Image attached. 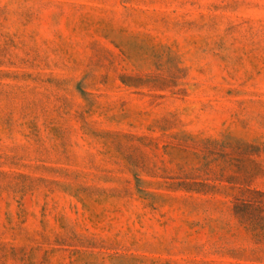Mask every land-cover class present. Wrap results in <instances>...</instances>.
<instances>
[{
  "label": "rangeland",
  "instance_id": "374dc122",
  "mask_svg": "<svg viewBox=\"0 0 264 264\" xmlns=\"http://www.w3.org/2000/svg\"><path fill=\"white\" fill-rule=\"evenodd\" d=\"M0 264H264V0H0Z\"/></svg>",
  "mask_w": 264,
  "mask_h": 264
}]
</instances>
